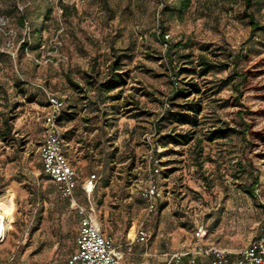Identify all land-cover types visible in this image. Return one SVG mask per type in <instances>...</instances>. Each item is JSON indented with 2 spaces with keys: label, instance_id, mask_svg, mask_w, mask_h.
Listing matches in <instances>:
<instances>
[{
  "label": "rangeland",
  "instance_id": "374dc122",
  "mask_svg": "<svg viewBox=\"0 0 264 264\" xmlns=\"http://www.w3.org/2000/svg\"><path fill=\"white\" fill-rule=\"evenodd\" d=\"M175 1L0 0V196L7 192L12 207L10 214L0 210V264H54L74 251L81 215L40 158L48 92L66 104L61 125L65 154L78 172L76 198L94 206L126 258L141 264L144 251L171 248L201 221L213 240L236 249L258 233L264 29L252 31L245 0H193L184 13L171 9ZM252 2L248 12L263 24L264 0ZM163 32L177 44L172 56L165 55ZM115 52L123 54L117 72L125 82L102 91ZM202 58L218 64L204 76ZM194 66L197 72L180 69ZM193 83L200 92L177 96ZM192 99L202 103L197 124L160 120ZM218 126L235 130L209 140ZM174 128L194 130L195 139L159 143ZM150 154L162 160L161 205L153 213L140 197ZM92 173L98 179L90 203L82 185ZM141 223L150 239L129 244Z\"/></svg>",
  "mask_w": 264,
  "mask_h": 264
},
{
  "label": "built area",
  "instance_id": "2783aa9c",
  "mask_svg": "<svg viewBox=\"0 0 264 264\" xmlns=\"http://www.w3.org/2000/svg\"><path fill=\"white\" fill-rule=\"evenodd\" d=\"M49 106L46 112V130L40 145V158L43 171L55 183L58 193L69 198L81 215L80 227L76 237V250L68 259L69 264H127L124 261V252L120 249L113 236L103 231L95 208L79 203L76 198V189L79 185L78 172L65 154V139L63 138L62 125L59 116L65 107V101L54 93L48 92ZM162 171V160L159 156L150 154L147 166V180L140 188V196L145 203L148 213L157 210L162 189L159 176ZM97 174H90L82 185L91 203ZM208 233L204 222L196 225L194 230V245L189 244L174 252L172 261L180 263L184 256H190L192 264H196L199 256H208V264H264V221L259 232L240 250L234 251L215 244H207L205 237ZM151 233L149 229L140 224L132 233L131 239L147 242ZM3 238L0 237V241Z\"/></svg>",
  "mask_w": 264,
  "mask_h": 264
},
{
  "label": "trees",
  "instance_id": "16d2710c",
  "mask_svg": "<svg viewBox=\"0 0 264 264\" xmlns=\"http://www.w3.org/2000/svg\"><path fill=\"white\" fill-rule=\"evenodd\" d=\"M192 3H193V0H176L174 2L173 6L171 7V9L172 10L178 9L179 12L184 13L185 11L190 9ZM252 3H253L252 0H245V7L247 9L246 14L248 15L249 20H250V24L252 25V31L264 29V23L261 24L259 22V20L256 19V17L254 16V14L252 12H248V8L252 5ZM41 31H42V29H39L37 34L39 35L41 33ZM161 38L167 44L165 55L166 56H172L173 48L177 44L169 42V40H167L165 38L164 32L162 33ZM122 58H123V54L115 52L114 61H113V65H112L114 72L110 78H108L107 80H105L99 84V87L102 91L113 90L125 82V78H124L125 74H123L124 72H117V70L120 69V67L122 65V61H121ZM169 59H172V58H169ZM199 65L201 66V69L199 71L197 70V68L195 66L192 68H180V69H182V70L187 69V70L194 71V72L198 71L199 75L204 76V75L208 74L213 68L218 66V64L211 62L209 60H206L204 58L200 59ZM182 70H180V71H182ZM191 91L192 92H200L201 90H200L197 83H193L191 85L190 89L185 88V90H181L179 92V94H177V96L186 98L190 95ZM47 102H48V98H47ZM176 105L180 106V108L179 109H175L173 107L168 108L164 112V114L160 117V120L161 121H170L171 123H178V124L192 123V122L196 121L193 124H197L198 115L200 114V112L203 109L200 99L185 100V102L180 103V104H176ZM48 106H49V102H48L47 107ZM64 109H65V107L63 108L62 112L64 111ZM62 112L59 116V123L60 124H61V119H62ZM11 128H12V126L9 124L8 131H11ZM158 128L160 129L161 126H159ZM234 130H235V128H233V127L218 126V127L211 129L208 132L207 138L209 140H214L216 138L224 137L229 132L234 131ZM63 138H64V132H63ZM193 139H195L194 130H191L188 128L186 130L176 131V129L174 128V129L170 130L169 132H166L165 134L161 135V137L159 138V143L163 144L164 146L168 145L169 143H174L176 145H180V144H188ZM198 141L199 140H197V142ZM197 142H195V143H197ZM200 154H202V148L200 149ZM161 174H162V171H161ZM161 174H160V176H161ZM46 175L50 178V176L48 174H46ZM50 180H51V178H50ZM146 180H147V177H146ZM146 180H145V182H146ZM253 183H257V180L255 179ZM54 185H55V183H54ZM55 187H56V185H55ZM95 189H96V186H95ZM95 189H94V191H95ZM249 193L251 195H254L253 190L252 191L250 190ZM160 205H161V200L158 201L157 210L159 209ZM206 226H207V224H206ZM207 229H208V227H207Z\"/></svg>",
  "mask_w": 264,
  "mask_h": 264
},
{
  "label": "crops",
  "instance_id": "0c3cea01",
  "mask_svg": "<svg viewBox=\"0 0 264 264\" xmlns=\"http://www.w3.org/2000/svg\"><path fill=\"white\" fill-rule=\"evenodd\" d=\"M201 222H203V221H201ZM198 223H200V222H198ZM196 225L194 227V230L196 228ZM79 227H80V220H79V223H78V228H77L76 236L74 237V239L71 238V240H70V242H73L74 243V251L76 250V247H77V245H76V237L78 235ZM194 230L193 231H190L189 230V235L187 236L186 239H183L181 241H179L178 239H176L173 242L171 248H169V249L168 248L167 249H163L159 254H157V253H151L148 250L144 251L143 252L144 260L142 261L141 264H177L174 261H172V255H173L174 252L180 250L183 247L184 244H189V247L190 248L194 245V240H195V238H194ZM103 231H104V229H103ZM105 233L106 234H109L107 232H105ZM109 235L113 236L112 234H109ZM114 240H115V238H114ZM128 242H129V244H132V243H140V244H143L144 243V242H141V241L132 240L131 239V233L128 236ZM205 242L207 244H215V245H218V246H221V247H225V248H228V249L234 250V251L240 250V249H236L234 246H229V245L225 244L222 240H213L211 238V236L209 235V231H208V233H207V235L205 237ZM115 243H116V240H115ZM117 246L119 247V245H117ZM74 251H72L67 257L66 256L65 257L62 256L64 258L61 261L58 258H54L53 263L56 264V262H61V264H69L68 263V259H69V257L71 256V254ZM12 258H14V256ZM33 259H35V260L43 259V256H36ZM209 260H210V258L208 256H199L198 257V261H197L196 264H208L209 263ZM124 261L127 264H136L135 261H131L130 259L126 258L125 254H124ZM41 263H42V260H41ZM22 264H26V263L22 262ZM178 264H192V262L190 260V256H184L182 258L181 262L178 263Z\"/></svg>",
  "mask_w": 264,
  "mask_h": 264
},
{
  "label": "bare ground",
  "instance_id": "6f19581e",
  "mask_svg": "<svg viewBox=\"0 0 264 264\" xmlns=\"http://www.w3.org/2000/svg\"><path fill=\"white\" fill-rule=\"evenodd\" d=\"M1 198H2L3 200H2ZM9 202H11V198H10L9 194H8L7 192L4 193V194H2V195L0 196V210H1V209H2V210H5L6 213L10 214L11 211H12V207H11V203H9ZM3 205H4V206L6 205V208H5V209H4ZM2 233H3V232L0 233V237L3 238V234H2ZM2 240H4V238H3Z\"/></svg>",
  "mask_w": 264,
  "mask_h": 264
}]
</instances>
